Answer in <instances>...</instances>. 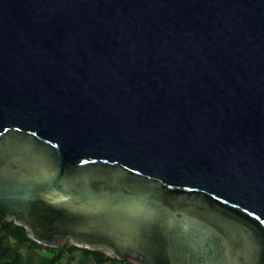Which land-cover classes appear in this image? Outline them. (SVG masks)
<instances>
[{
  "label": "water",
  "instance_id": "1",
  "mask_svg": "<svg viewBox=\"0 0 264 264\" xmlns=\"http://www.w3.org/2000/svg\"><path fill=\"white\" fill-rule=\"evenodd\" d=\"M132 264H264V0H0V228Z\"/></svg>",
  "mask_w": 264,
  "mask_h": 264
},
{
  "label": "trees",
  "instance_id": "2",
  "mask_svg": "<svg viewBox=\"0 0 264 264\" xmlns=\"http://www.w3.org/2000/svg\"><path fill=\"white\" fill-rule=\"evenodd\" d=\"M45 251V261L43 264H61L65 255L68 261H73L71 257L74 253H80L85 259H90L93 264H132L128 261H121L111 258L105 253L80 248L74 245L49 247L36 243L28 237V232L22 226L14 224L13 221L5 222L0 228V264H28L26 256L22 253V248Z\"/></svg>",
  "mask_w": 264,
  "mask_h": 264
},
{
  "label": "rangeland",
  "instance_id": "3",
  "mask_svg": "<svg viewBox=\"0 0 264 264\" xmlns=\"http://www.w3.org/2000/svg\"><path fill=\"white\" fill-rule=\"evenodd\" d=\"M73 245L72 242L60 243V246H68ZM22 253L26 256L28 264H43L45 261H48L47 256H45V251H35L28 249L27 246L23 247ZM71 257H73V261H68L69 257L67 255L64 256L61 264H93L90 259H85L80 253H74Z\"/></svg>",
  "mask_w": 264,
  "mask_h": 264
}]
</instances>
